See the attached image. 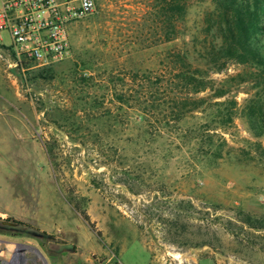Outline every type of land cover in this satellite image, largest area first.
<instances>
[{
  "label": "rangeland",
  "instance_id": "obj_1",
  "mask_svg": "<svg viewBox=\"0 0 264 264\" xmlns=\"http://www.w3.org/2000/svg\"><path fill=\"white\" fill-rule=\"evenodd\" d=\"M95 1L57 64L22 72L0 48V221L50 236L0 230V264H114L122 244L146 264L140 242L152 264H264V80L207 66L213 0L182 20L157 0ZM181 53L230 92L184 94Z\"/></svg>",
  "mask_w": 264,
  "mask_h": 264
},
{
  "label": "trees",
  "instance_id": "obj_2",
  "mask_svg": "<svg viewBox=\"0 0 264 264\" xmlns=\"http://www.w3.org/2000/svg\"><path fill=\"white\" fill-rule=\"evenodd\" d=\"M157 1L161 4L164 17L170 13L179 20L183 19L187 10V0ZM213 2L218 11L221 42L216 49L207 51V66H213L212 73H219L230 63L247 65L253 70L250 76L264 80V0H213ZM187 59V53L178 56L180 72L177 75L176 86L184 90V94L189 92L198 94L209 90L213 92V96L220 98L230 92V88H225L224 83L214 88L215 82L210 79L208 71L193 68ZM186 106L184 105V108ZM195 109L196 107H189L188 112ZM251 126L256 128L257 121L251 120ZM219 152V149L215 148L211 154L219 155ZM71 202L73 203V200ZM74 206L93 229V223L86 212L80 210L78 203H74Z\"/></svg>",
  "mask_w": 264,
  "mask_h": 264
},
{
  "label": "built area",
  "instance_id": "obj_3",
  "mask_svg": "<svg viewBox=\"0 0 264 264\" xmlns=\"http://www.w3.org/2000/svg\"><path fill=\"white\" fill-rule=\"evenodd\" d=\"M95 10V0H0V48L22 72L50 67L69 55L72 26Z\"/></svg>",
  "mask_w": 264,
  "mask_h": 264
},
{
  "label": "flooded vegetation",
  "instance_id": "obj_4",
  "mask_svg": "<svg viewBox=\"0 0 264 264\" xmlns=\"http://www.w3.org/2000/svg\"><path fill=\"white\" fill-rule=\"evenodd\" d=\"M26 226L12 221H0V230L1 231H10L14 236L21 235V234H29L30 236L35 237V234H39L41 237H36L37 239L43 240L45 239V235L40 233L34 229L27 228Z\"/></svg>",
  "mask_w": 264,
  "mask_h": 264
},
{
  "label": "crops",
  "instance_id": "obj_5",
  "mask_svg": "<svg viewBox=\"0 0 264 264\" xmlns=\"http://www.w3.org/2000/svg\"><path fill=\"white\" fill-rule=\"evenodd\" d=\"M136 238H134V240H135ZM137 240V239H136ZM139 241V240H138ZM140 242V241H139ZM9 243V242H8ZM20 244V240L19 239H17V240H15V241H13L12 243H11V245L13 246V247H16L17 245H19ZM140 244L142 245V247H143V249H144V254L146 255V261H145V263L146 264H152V262H151V257H150V254H149V251H148V249H147V247L145 246V245H143L141 242H140ZM121 247H120V250L117 252V256H118V260L121 262V264H125L124 263V253L126 252V249H127V247H128V245H120ZM13 252V251H12ZM45 264H64V263H61L60 261H56V260H52V259H50L49 261H47Z\"/></svg>",
  "mask_w": 264,
  "mask_h": 264
},
{
  "label": "water",
  "instance_id": "obj_6",
  "mask_svg": "<svg viewBox=\"0 0 264 264\" xmlns=\"http://www.w3.org/2000/svg\"><path fill=\"white\" fill-rule=\"evenodd\" d=\"M43 234H44V233H43ZM44 235H45L46 237H48V238L50 237V236H48V235H46V234H44ZM34 236H35V237H41L39 234H35Z\"/></svg>",
  "mask_w": 264,
  "mask_h": 264
}]
</instances>
